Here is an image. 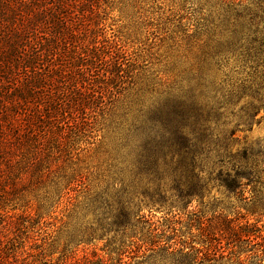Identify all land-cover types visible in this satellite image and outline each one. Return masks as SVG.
<instances>
[{"label": "trees", "instance_id": "1", "mask_svg": "<svg viewBox=\"0 0 264 264\" xmlns=\"http://www.w3.org/2000/svg\"><path fill=\"white\" fill-rule=\"evenodd\" d=\"M90 1L0 0V188L11 183L15 191L42 179L56 157L71 160L80 145L95 144L101 119L136 94L134 120L127 119L125 134L106 153L121 186L113 225L132 224L139 191L145 205L174 199L183 208L212 182L231 191L252 186L254 195H264V143L235 150L237 132L252 130L264 111V0L209 1L188 36L196 47L188 66L159 88L152 84L157 94L150 102L142 96L150 85L145 68L117 43L89 40ZM41 25L51 38L32 37ZM42 51L52 56L46 67ZM201 224L206 246L193 259L172 244L176 264L223 258L220 237L237 247L239 260L248 248L256 253L255 226L231 229L224 217ZM259 246L264 255V243Z\"/></svg>", "mask_w": 264, "mask_h": 264}, {"label": "rangeland", "instance_id": "2", "mask_svg": "<svg viewBox=\"0 0 264 264\" xmlns=\"http://www.w3.org/2000/svg\"><path fill=\"white\" fill-rule=\"evenodd\" d=\"M209 1L214 0H91L93 13L85 26L90 41L117 43L145 68L150 85L143 88L142 96L150 102L157 94V90H151L152 84L159 88L161 81L188 66L184 64L186 57H193L196 51L188 36L194 33L198 13L209 6ZM78 17L72 15L73 21L78 23ZM44 27L35 28L32 37L40 41L51 38ZM44 53L41 65L46 67L49 56ZM59 63H65L64 55ZM138 99L136 94L122 97L101 119L99 141L80 145L71 160L63 162L56 157L48 176L36 177L15 191L11 183L0 188L1 263L176 264L175 258L180 255H173L169 246L177 243V250L194 259L207 244L201 221L207 224L217 217L226 218L231 229L248 223L255 226L253 230L258 228L256 253L248 248L239 260L237 247L228 248V240L220 237L224 257L198 259L194 264H254L264 258L259 246L264 243V195H254L252 186L231 191L212 182L187 208L174 199L145 205L139 191L133 203L140 204L134 207L136 220L128 227L113 225L119 214L116 198L121 186L115 185L106 153L125 134L127 119L131 123L134 120ZM258 118L252 130L237 132L235 150L254 142L264 143V111ZM48 151L59 156L56 149ZM66 177L72 182L68 183ZM154 222L165 232L150 227Z\"/></svg>", "mask_w": 264, "mask_h": 264}]
</instances>
